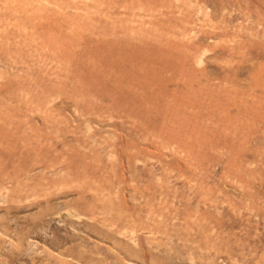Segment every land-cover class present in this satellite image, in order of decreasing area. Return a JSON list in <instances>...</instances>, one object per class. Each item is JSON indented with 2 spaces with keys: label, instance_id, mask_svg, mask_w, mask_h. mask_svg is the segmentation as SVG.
I'll use <instances>...</instances> for the list:
<instances>
[{
  "label": "rangeland",
  "instance_id": "1",
  "mask_svg": "<svg viewBox=\"0 0 264 264\" xmlns=\"http://www.w3.org/2000/svg\"><path fill=\"white\" fill-rule=\"evenodd\" d=\"M0 264H264V0H0Z\"/></svg>",
  "mask_w": 264,
  "mask_h": 264
}]
</instances>
